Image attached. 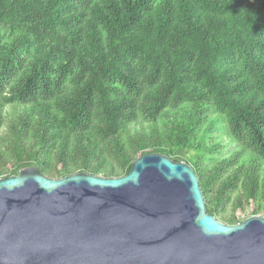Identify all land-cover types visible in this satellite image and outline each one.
I'll use <instances>...</instances> for the list:
<instances>
[{
	"label": "trees",
	"instance_id": "obj_1",
	"mask_svg": "<svg viewBox=\"0 0 264 264\" xmlns=\"http://www.w3.org/2000/svg\"><path fill=\"white\" fill-rule=\"evenodd\" d=\"M148 153L217 220L264 216V0H0V178Z\"/></svg>",
	"mask_w": 264,
	"mask_h": 264
},
{
	"label": "water",
	"instance_id": "obj_2",
	"mask_svg": "<svg viewBox=\"0 0 264 264\" xmlns=\"http://www.w3.org/2000/svg\"><path fill=\"white\" fill-rule=\"evenodd\" d=\"M0 264H264V216L206 212L184 161L137 157L120 177L0 178Z\"/></svg>",
	"mask_w": 264,
	"mask_h": 264
},
{
	"label": "rangeland",
	"instance_id": "obj_3",
	"mask_svg": "<svg viewBox=\"0 0 264 264\" xmlns=\"http://www.w3.org/2000/svg\"><path fill=\"white\" fill-rule=\"evenodd\" d=\"M247 214L249 215L250 214V211H247ZM250 216V215H249Z\"/></svg>",
	"mask_w": 264,
	"mask_h": 264
}]
</instances>
